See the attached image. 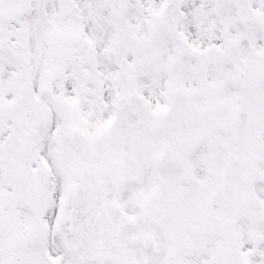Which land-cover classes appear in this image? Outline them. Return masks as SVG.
<instances>
[{
	"label": "snow or ice",
	"instance_id": "6c2138e0",
	"mask_svg": "<svg viewBox=\"0 0 264 264\" xmlns=\"http://www.w3.org/2000/svg\"><path fill=\"white\" fill-rule=\"evenodd\" d=\"M0 264H264V0H0Z\"/></svg>",
	"mask_w": 264,
	"mask_h": 264
}]
</instances>
